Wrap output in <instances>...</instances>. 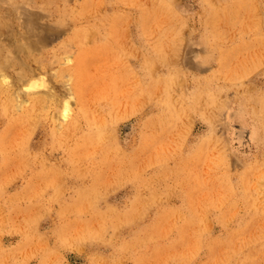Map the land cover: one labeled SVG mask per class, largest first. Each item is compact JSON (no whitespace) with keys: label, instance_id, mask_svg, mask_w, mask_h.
<instances>
[{"label":"rangeland","instance_id":"obj_1","mask_svg":"<svg viewBox=\"0 0 264 264\" xmlns=\"http://www.w3.org/2000/svg\"><path fill=\"white\" fill-rule=\"evenodd\" d=\"M0 264H264V0H0Z\"/></svg>","mask_w":264,"mask_h":264},{"label":"bare ground","instance_id":"obj_2","mask_svg":"<svg viewBox=\"0 0 264 264\" xmlns=\"http://www.w3.org/2000/svg\"><path fill=\"white\" fill-rule=\"evenodd\" d=\"M20 106V105H19ZM16 110V109H15ZM17 111V110H16Z\"/></svg>","mask_w":264,"mask_h":264}]
</instances>
